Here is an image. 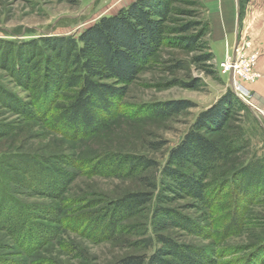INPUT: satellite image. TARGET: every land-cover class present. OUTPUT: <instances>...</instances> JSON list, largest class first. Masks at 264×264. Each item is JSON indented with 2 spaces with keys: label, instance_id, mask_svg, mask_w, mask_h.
<instances>
[{
  "label": "rangeland",
  "instance_id": "374dc122",
  "mask_svg": "<svg viewBox=\"0 0 264 264\" xmlns=\"http://www.w3.org/2000/svg\"><path fill=\"white\" fill-rule=\"evenodd\" d=\"M132 1L78 0L71 6L62 0H0V40L23 42L42 36H78L100 18L116 15ZM225 6L230 7V18ZM171 8L174 12L168 16L169 28L193 25L184 34L166 37L195 36L198 42L189 49L162 46L128 86L118 116L96 135L69 141L44 124L27 122L0 104V193L17 201L19 216L26 218L33 233L26 231L31 229L27 226L15 240L8 230H0V263L112 264L129 255L151 254L158 247L157 234H162L181 244L207 248L212 256L210 264H264V195L239 211V227L231 226L226 216L218 218L226 213L224 197L217 200L218 214L211 220L209 213L192 208L190 200L162 204L195 219L202 227H209L210 240L171 227L157 232L150 225L151 214L157 206L154 197L161 189L160 168L200 113L231 91L264 117V96L255 90L257 83L264 79L263 72L258 70L259 61L264 58V0H175ZM206 55H211L210 61H204ZM233 55L241 57L242 66L248 64L260 76L254 83L239 78L235 84L229 83V73L223 72L221 65ZM0 88L23 102L28 100L27 93L15 85L1 66ZM170 101H186L191 107L164 118L147 112L155 104ZM209 137L225 152V160L210 179L213 187L228 181L246 163L264 159L263 129L245 105L232 111L221 133ZM110 152L143 155L158 166L134 178L90 176L85 173V167L78 171L67 192L54 200L35 195L28 185L29 179L9 165L13 156L40 159L63 155L86 166ZM154 184L157 189L152 203L139 216L128 220L125 224L132 226L131 231L115 240L94 243L79 230L73 232L69 228L95 209L90 208L92 205H103L131 192H153L151 185ZM47 209H53L49 216L45 214ZM66 215L65 226L61 220ZM228 225L229 231L223 233L221 229ZM45 227L52 228L47 230L51 233L46 238L33 232ZM149 238L153 240L152 246L145 248ZM26 241L34 248L28 249Z\"/></svg>",
  "mask_w": 264,
  "mask_h": 264
},
{
  "label": "trees",
  "instance_id": "16d2710c",
  "mask_svg": "<svg viewBox=\"0 0 264 264\" xmlns=\"http://www.w3.org/2000/svg\"><path fill=\"white\" fill-rule=\"evenodd\" d=\"M74 6L78 0H62ZM175 0H135L116 15L102 17L78 36H42L23 42L0 40V66L15 85L27 93V101L16 98L0 88V104L27 122L42 123L49 130L69 141L89 138L103 131L119 114V105L127 88L145 69L160 48H193L195 36L166 37L184 34L193 24L171 29L169 14L174 12ZM204 61H210L206 55ZM243 103L231 91L213 106L200 113L180 143L172 148L167 162L160 168V190L154 197L150 225L160 232L174 228L188 235L210 240L209 227L181 212L162 207L173 200H190L192 208L217 216L215 205L220 197L226 199L225 215L231 226L239 227V211L264 195V159H255L236 170L222 185L213 187L210 179L225 160L221 145L209 136L224 130L233 110ZM186 101L158 103L147 112L154 117H169L190 108ZM144 109V108H143ZM145 110V109H144ZM9 165L23 173L28 185L38 196L58 200L75 180L78 171L103 178H134L157 168V163L143 155L106 153L86 166L74 158L54 156L31 158L11 157ZM153 192H131L111 202L92 205L95 208L82 215L70 226L94 243L115 240L131 231L125 223L139 216L152 203ZM170 195L171 197H166ZM19 204L0 193V230L16 240L29 223L19 216ZM47 209L46 215H51ZM66 218L61 220L65 226ZM32 226V225H31ZM221 229L223 233L229 227ZM30 227V226H29ZM31 228V227H30ZM52 228L34 229L45 237ZM31 235L32 228L26 229ZM32 237V236H30ZM20 238V236H19ZM18 240V239H17ZM41 240V239H40ZM158 247L149 255H129L112 264H210L207 248L181 244L170 237L157 234ZM27 246L34 248L29 241ZM145 248L152 246L147 239ZM30 243V244H29ZM139 244V243H138ZM31 250V249H30ZM2 264V263H0Z\"/></svg>",
  "mask_w": 264,
  "mask_h": 264
},
{
  "label": "built area",
  "instance_id": "2783aa9c",
  "mask_svg": "<svg viewBox=\"0 0 264 264\" xmlns=\"http://www.w3.org/2000/svg\"><path fill=\"white\" fill-rule=\"evenodd\" d=\"M239 58L241 57H228L226 63L221 65L223 72L230 73V71H232L233 81L239 78L245 80L246 82L254 83L260 76L253 73L248 64L243 67L242 60H239Z\"/></svg>",
  "mask_w": 264,
  "mask_h": 264
},
{
  "label": "water",
  "instance_id": "95a60500",
  "mask_svg": "<svg viewBox=\"0 0 264 264\" xmlns=\"http://www.w3.org/2000/svg\"><path fill=\"white\" fill-rule=\"evenodd\" d=\"M237 24H238V17H237ZM236 45V44H235ZM235 51H236V46L234 47V55H235ZM233 55V56H234ZM229 83L231 85H233L234 81H233V73L232 71H230L229 73ZM234 88V87H233ZM240 101L251 111V113L255 116V118L258 120V122L260 123L261 128L263 129L264 132V117L262 114H260L259 112H257L256 110L254 111L252 109V106L250 104H248L246 101H244L241 97H239ZM257 109V108H256ZM258 110V109H257ZM258 113V114H257Z\"/></svg>",
  "mask_w": 264,
  "mask_h": 264
},
{
  "label": "crops",
  "instance_id": "0c3cea01",
  "mask_svg": "<svg viewBox=\"0 0 264 264\" xmlns=\"http://www.w3.org/2000/svg\"><path fill=\"white\" fill-rule=\"evenodd\" d=\"M135 0H133L132 2H134ZM131 2V3H132ZM225 9H226V15L228 16L229 15V18H230V14H231V11H230V7H226L225 6ZM228 18V17H227ZM263 36H264V34H263ZM258 70L260 71V72H263V74H264V58L261 60V61H259V67H258ZM255 90H256V92L257 93H259V94H261V95H263L264 96V79H262L261 81H259L258 83H257V85L255 86Z\"/></svg>",
  "mask_w": 264,
  "mask_h": 264
},
{
  "label": "bare ground",
  "instance_id": "6f19581e",
  "mask_svg": "<svg viewBox=\"0 0 264 264\" xmlns=\"http://www.w3.org/2000/svg\"><path fill=\"white\" fill-rule=\"evenodd\" d=\"M232 73H233V72H232ZM244 101H246V100H244ZM246 102H247V101H246ZM252 109H254V110H255V108H253V107H252Z\"/></svg>",
  "mask_w": 264,
  "mask_h": 264
}]
</instances>
